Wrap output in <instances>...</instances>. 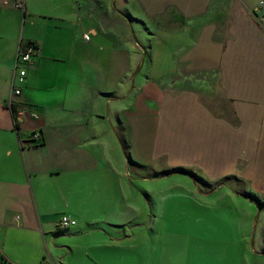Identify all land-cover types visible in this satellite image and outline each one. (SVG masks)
I'll list each match as a JSON object with an SVG mask.
<instances>
[{
    "label": "crops",
    "instance_id": "crops-1",
    "mask_svg": "<svg viewBox=\"0 0 264 264\" xmlns=\"http://www.w3.org/2000/svg\"><path fill=\"white\" fill-rule=\"evenodd\" d=\"M18 1L0 0V264H131L127 192L180 169L232 205L209 224L237 264H264V0H113L148 35L113 90L122 53L86 29L89 0ZM26 43L39 51L15 96ZM63 216L76 226L60 229ZM158 243L147 262L163 264Z\"/></svg>",
    "mask_w": 264,
    "mask_h": 264
},
{
    "label": "rangeland",
    "instance_id": "rangeland-1",
    "mask_svg": "<svg viewBox=\"0 0 264 264\" xmlns=\"http://www.w3.org/2000/svg\"><path fill=\"white\" fill-rule=\"evenodd\" d=\"M102 1L103 11L98 10L91 17L88 14L89 9L96 8L95 6H99V3L89 0L86 29L95 27L100 33L101 40L116 43V52L122 53V56L120 54L116 56L114 53L110 55V59L115 57L117 61L121 60L118 61L120 63H117L115 71L109 75L108 85L113 90L119 84L118 79H121L127 70L128 60L124 56L128 55L130 45L134 51L143 54L140 43L145 46L148 35L139 34L141 29L138 28L136 33L131 27L127 30L122 16L120 15L118 19L116 15L111 14L109 8L113 0ZM125 5L118 1L113 9L120 12V8H124ZM91 34L94 33L91 32ZM146 70L147 67L144 66V71ZM130 169L133 170L132 167ZM152 170L166 174L172 171V168H166L163 163L158 162ZM154 174L151 175L152 179H156ZM159 174H157L158 180L134 182V188L127 192V202L131 203L137 212L136 222L133 224L136 227L132 232L135 235V241L130 243V263L156 264L154 260L147 262L145 253L158 248L160 246L158 242L162 239L168 244L163 264L239 263L241 259L238 254L227 251L230 238L226 237L224 231L215 233L216 231H213L209 224L210 217L213 218L215 215L224 221L227 211L232 208L224 192L222 190L214 192L211 182L203 181L205 179L197 171L189 172L180 169L168 176ZM156 216L160 217V223L156 228L150 227L149 217L155 221ZM207 240L212 243L205 242Z\"/></svg>",
    "mask_w": 264,
    "mask_h": 264
},
{
    "label": "built area",
    "instance_id": "built-area-1",
    "mask_svg": "<svg viewBox=\"0 0 264 264\" xmlns=\"http://www.w3.org/2000/svg\"><path fill=\"white\" fill-rule=\"evenodd\" d=\"M18 8H23L24 4L23 1H18L17 5ZM92 36L90 33L85 35V41H91ZM39 49L36 43H26L23 44L17 53V62L15 68V77H14V84H13V94L15 96H20L22 94L23 85L27 81V69L30 67L35 55H37ZM23 112V111H22ZM31 117L34 120H39V114L31 113ZM40 128L33 133L34 140H41L42 136L40 133ZM77 222L71 220L68 216H63L60 219V229H67L76 226Z\"/></svg>",
    "mask_w": 264,
    "mask_h": 264
},
{
    "label": "trees",
    "instance_id": "trees-1",
    "mask_svg": "<svg viewBox=\"0 0 264 264\" xmlns=\"http://www.w3.org/2000/svg\"><path fill=\"white\" fill-rule=\"evenodd\" d=\"M13 109V108H12ZM14 111V110H13Z\"/></svg>",
    "mask_w": 264,
    "mask_h": 264
}]
</instances>
